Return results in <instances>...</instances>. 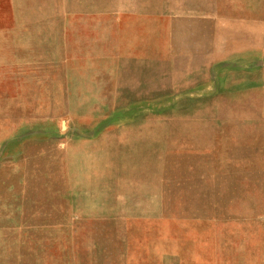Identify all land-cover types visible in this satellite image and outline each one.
Instances as JSON below:
<instances>
[{
  "label": "rangeland",
  "instance_id": "rangeland-1",
  "mask_svg": "<svg viewBox=\"0 0 264 264\" xmlns=\"http://www.w3.org/2000/svg\"><path fill=\"white\" fill-rule=\"evenodd\" d=\"M0 0V264H264V0Z\"/></svg>",
  "mask_w": 264,
  "mask_h": 264
},
{
  "label": "crops",
  "instance_id": "crops-1",
  "mask_svg": "<svg viewBox=\"0 0 264 264\" xmlns=\"http://www.w3.org/2000/svg\"><path fill=\"white\" fill-rule=\"evenodd\" d=\"M156 3H160V4H174L175 1L174 0H157Z\"/></svg>",
  "mask_w": 264,
  "mask_h": 264
}]
</instances>
